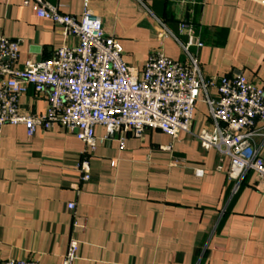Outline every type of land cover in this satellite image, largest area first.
Masks as SVG:
<instances>
[{
    "label": "crops",
    "instance_id": "crops-1",
    "mask_svg": "<svg viewBox=\"0 0 264 264\" xmlns=\"http://www.w3.org/2000/svg\"><path fill=\"white\" fill-rule=\"evenodd\" d=\"M48 1L82 16L83 0ZM90 8L139 72L159 50L192 65L183 48L191 36L180 26L186 22L203 42L188 50L205 81L243 75L264 90V0H90ZM0 34L21 40L19 65L53 58L60 46L76 42L23 0H0ZM218 98L216 86L201 90L190 132L173 137L147 128L137 137L128 131L95 149L59 124L38 126L32 136L24 124L4 125L0 264H62L72 237L79 241L76 264H264V181L252 170L235 190L231 158L204 149L196 136L214 126L209 100ZM19 108L46 114L48 95L30 87ZM105 133L95 127L96 136ZM254 145L264 158V137ZM84 158L89 181L78 168Z\"/></svg>",
    "mask_w": 264,
    "mask_h": 264
},
{
    "label": "built area",
    "instance_id": "built-area-1",
    "mask_svg": "<svg viewBox=\"0 0 264 264\" xmlns=\"http://www.w3.org/2000/svg\"><path fill=\"white\" fill-rule=\"evenodd\" d=\"M23 3L32 6L36 16L60 26L64 36L76 42L60 46L53 58L29 59L19 65L21 40L0 34V139L6 124H24L29 136L38 126L48 129L59 124L92 149L117 133L129 131L141 137L147 128L177 137L182 131H191L201 90L213 85L219 93L217 100H209L214 126L196 134L201 146L216 148L231 158L235 190L252 170L264 181V158L254 145L256 136L264 137L258 126L259 122L264 124V90L243 75L225 76L217 84L205 81L197 58L188 50L191 44L203 45L195 39L190 24L180 22L191 34L190 42L183 45L191 66L159 50L149 56L139 72L124 61L123 46L105 32L102 18L90 8V0H83L80 19L61 12L48 0ZM30 87L37 94L48 95L46 114L20 112L19 97ZM97 125L106 129L103 136H96ZM120 141L123 146L124 136ZM78 168L82 179L89 181L90 160L84 158ZM68 207L73 209L75 204ZM78 249L79 241L72 237L62 264H76ZM5 264L40 263L36 259H9Z\"/></svg>",
    "mask_w": 264,
    "mask_h": 264
}]
</instances>
